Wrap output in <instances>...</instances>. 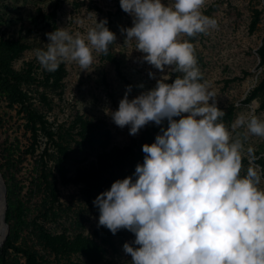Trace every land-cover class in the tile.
<instances>
[{"label":"rangeland","instance_id":"374dc122","mask_svg":"<svg viewBox=\"0 0 264 264\" xmlns=\"http://www.w3.org/2000/svg\"><path fill=\"white\" fill-rule=\"evenodd\" d=\"M161 2L171 5L174 0ZM202 12L215 19L217 26L184 39L194 44L201 82L216 94V106L225 113L223 123L233 139L243 142L244 175L252 163L261 168L258 153L264 151V137L249 134L246 126L233 129L232 125L241 114L254 113L264 120L262 101L250 95L262 74L264 0H205ZM95 19H106L116 27L114 49L121 60L122 74L95 52L88 71H81L74 62L61 63L55 72L41 67L34 49L46 47L45 33L66 28L73 35L86 36ZM132 21L119 0H0V56L26 76L21 83L25 103L47 119L58 134L63 136L60 129L65 130L67 139L66 152L60 157L44 153L42 160L40 154L48 144L43 135L38 137L35 155L26 152L32 142V123L21 103L0 88V172L9 207L8 233L13 243L31 253L27 258L8 249L6 264H131L123 245L128 242L138 247L131 243L134 234L121 229L113 235L98 226L99 210L93 205L96 196L109 189L93 182L98 177L95 173L115 171L116 166L102 167L100 151L84 143L78 124L79 117L103 120L110 132L106 150L133 144L136 153L142 133L150 129L154 136L161 134V128L154 129L160 125L150 122L130 135V126H116L109 114L118 109L127 86L132 89L128 93L131 100L154 88L163 75L170 76L167 83L181 75L172 72L170 66L161 73L143 61L144 54L135 50L134 42L125 41L126 33L121 31L132 27ZM249 147L257 157L254 162L248 157ZM48 152L53 153L52 148ZM115 153L118 159L120 151ZM56 160L61 162L65 180ZM260 186L264 188L263 175Z\"/></svg>","mask_w":264,"mask_h":264},{"label":"clouds","instance_id":"9594fccd","mask_svg":"<svg viewBox=\"0 0 264 264\" xmlns=\"http://www.w3.org/2000/svg\"><path fill=\"white\" fill-rule=\"evenodd\" d=\"M119 3L133 17L132 27L121 29L125 41L134 42L143 61L159 72L170 66L181 75L172 83L163 75L131 100L127 86L118 109L109 112L116 126H130V135L150 122L166 120L167 127L153 143L142 145L145 155L135 167V180L117 179L96 196L98 226L113 235L121 229L134 234L131 243L138 247L123 245L131 264H264V169L252 163L241 175L243 142L223 123L216 94L201 82L194 44L184 39L217 26L202 12L205 0ZM45 35L46 47L34 53L48 72L72 62L88 71L93 53L107 55L116 40L106 19H95L86 36L66 28ZM245 126L249 134L264 137V120L254 113L239 115L232 128ZM247 154L250 162L257 159L251 147Z\"/></svg>","mask_w":264,"mask_h":264},{"label":"trees","instance_id":"16d2710c","mask_svg":"<svg viewBox=\"0 0 264 264\" xmlns=\"http://www.w3.org/2000/svg\"><path fill=\"white\" fill-rule=\"evenodd\" d=\"M107 27L114 34L116 32V27L112 23H107ZM115 42V41H114ZM261 58L263 62L262 74L260 81L254 86L251 91V96H259L260 100L264 105V43L260 47ZM100 59L105 62H110L114 64L117 71L119 73L122 72L121 60L115 52L114 43L109 46V52L107 55L102 53L99 54ZM122 74V73H121ZM26 79V76L21 72L13 70L8 63L7 58L0 56V88L4 89L8 92L9 96L14 99V101L21 103V106L25 108L26 114L28 116L29 121L32 123L31 132H32V142L27 145L26 152L33 153L35 155L36 146L38 145V137L43 135L46 137L45 148L43 149L40 156H43L46 153V156H50V154L55 155V153L60 157L63 153L66 152V132L60 129L63 132V136L61 133L52 127V125L45 119L40 113H38L35 109L31 108L27 103H25V93L21 87V83ZM78 131L79 134L83 136L84 143L87 142L94 150L100 151V163L103 164V168L107 166H112L115 164L116 170H98L95 173L96 180L93 182L103 187H111V184L117 179H124L125 177L132 176L133 180H135V176L133 173L135 172L136 165L143 164L144 153L142 152V145L151 144L154 142L155 137L152 133L148 132L140 138H142L140 146L136 153L133 149V144L125 145L123 147H115L110 150H106V146L108 145V137H109V129L106 127V123L98 118H87V117H79ZM166 128L167 121L160 125V127L156 126L154 129L158 128ZM70 132H68L69 134ZM67 141V139H66ZM49 148H52L53 153H49ZM115 151H120L118 155V159L115 158ZM135 155V156H134ZM258 161L261 165V168L264 169V151H260L258 153ZM136 157V158H135ZM45 161L46 158L44 157ZM109 162H111L109 164ZM57 164V169L61 173L63 179L65 180V171L60 165L61 162L55 161ZM94 176V175H93ZM264 177V175H263ZM88 182V181H87ZM90 182V180H89ZM9 217V207L6 210L5 218L8 220ZM8 249H13L16 252L23 253L27 258L31 257V253L24 247H21L15 243H13L10 234L8 233L2 245L0 246V264H6L5 261V253Z\"/></svg>","mask_w":264,"mask_h":264},{"label":"bare ground","instance_id":"6f19581e","mask_svg":"<svg viewBox=\"0 0 264 264\" xmlns=\"http://www.w3.org/2000/svg\"><path fill=\"white\" fill-rule=\"evenodd\" d=\"M5 191V192H4ZM6 193V189L4 190L3 182L0 179V244L3 242L6 236V229L3 223V212H4V194Z\"/></svg>","mask_w":264,"mask_h":264},{"label":"water","instance_id":"95a60500","mask_svg":"<svg viewBox=\"0 0 264 264\" xmlns=\"http://www.w3.org/2000/svg\"><path fill=\"white\" fill-rule=\"evenodd\" d=\"M0 179H1V181L3 182V186H4V190H5V189H6V187H5V182H4V178H3V175H2L1 172H0ZM4 192H5V191H4ZM6 210H7V202H6V193H5V194H4L3 223H4V227H5V229H6V233L8 234L9 226H8L7 220H6V218H5ZM7 234H6V236H7ZM6 236H5V238H6ZM5 238H4V240H5ZM4 240H3V241H4ZM2 243H3V242H1L0 246L2 245Z\"/></svg>","mask_w":264,"mask_h":264}]
</instances>
